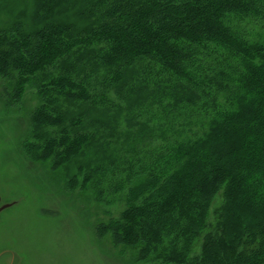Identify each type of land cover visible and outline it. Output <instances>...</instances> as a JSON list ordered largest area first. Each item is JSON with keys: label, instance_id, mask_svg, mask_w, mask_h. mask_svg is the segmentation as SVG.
Masks as SVG:
<instances>
[{"label": "trees", "instance_id": "1", "mask_svg": "<svg viewBox=\"0 0 264 264\" xmlns=\"http://www.w3.org/2000/svg\"><path fill=\"white\" fill-rule=\"evenodd\" d=\"M30 7L0 27L1 91L36 96L28 160L125 204L98 238L143 264H264V0Z\"/></svg>", "mask_w": 264, "mask_h": 264}, {"label": "rangeland", "instance_id": "2", "mask_svg": "<svg viewBox=\"0 0 264 264\" xmlns=\"http://www.w3.org/2000/svg\"><path fill=\"white\" fill-rule=\"evenodd\" d=\"M31 0L0 2V27H6ZM21 104V105H20ZM37 104L32 91L9 105L0 85V264H143L129 250L98 238L96 226L118 218L122 201L105 205L91 191H68L20 149L28 115ZM212 209L210 210L211 213Z\"/></svg>", "mask_w": 264, "mask_h": 264}, {"label": "water", "instance_id": "3", "mask_svg": "<svg viewBox=\"0 0 264 264\" xmlns=\"http://www.w3.org/2000/svg\"><path fill=\"white\" fill-rule=\"evenodd\" d=\"M9 206V204L6 205H0V212L6 209Z\"/></svg>", "mask_w": 264, "mask_h": 264}]
</instances>
